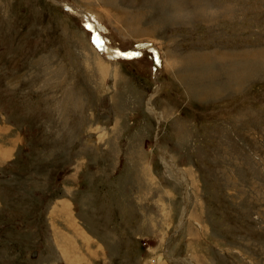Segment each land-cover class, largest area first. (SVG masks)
I'll return each instance as SVG.
<instances>
[{
  "label": "rangeland",
  "instance_id": "374dc122",
  "mask_svg": "<svg viewBox=\"0 0 264 264\" xmlns=\"http://www.w3.org/2000/svg\"><path fill=\"white\" fill-rule=\"evenodd\" d=\"M57 1L0 0V264H264V0Z\"/></svg>",
  "mask_w": 264,
  "mask_h": 264
},
{
  "label": "water",
  "instance_id": "95a60500",
  "mask_svg": "<svg viewBox=\"0 0 264 264\" xmlns=\"http://www.w3.org/2000/svg\"><path fill=\"white\" fill-rule=\"evenodd\" d=\"M58 3H60V1H57ZM62 6L67 7L68 10L74 12L75 14H79L75 11H73L71 9V5L70 4H66L65 2L61 3ZM81 16H83L85 18L86 21H88L91 25H92V32H93V37H91V41L94 43V45L96 46V49L103 55H109V57L111 58H115V57H129V56H133V54H135L136 52L140 51L142 48H150V44L146 41L137 43L135 45H133L132 47H130L129 49H127L125 52H105L106 50L104 49V45H100V43H98V28H97V24L94 20V18L92 17V15L86 11H81ZM79 14V15H80ZM152 49V48H151ZM155 53V66H153V78L155 79L156 77V72L158 71V66H159V54L157 53V50L154 48L152 49ZM157 63V64H156Z\"/></svg>",
  "mask_w": 264,
  "mask_h": 264
},
{
  "label": "crops",
  "instance_id": "0c3cea01",
  "mask_svg": "<svg viewBox=\"0 0 264 264\" xmlns=\"http://www.w3.org/2000/svg\"><path fill=\"white\" fill-rule=\"evenodd\" d=\"M13 135H18V134L17 133H11V131H10L9 136H7L8 138L5 141L0 142V158L1 157L2 158L9 157L10 150L8 149V147H10V146L13 147L15 145L16 139H17V136L13 139ZM4 142H6V143H4ZM79 233H81V230L79 231ZM57 247L59 250H62V247L60 245H58ZM63 249H64V245H63Z\"/></svg>",
  "mask_w": 264,
  "mask_h": 264
},
{
  "label": "bare ground",
  "instance_id": "6f19581e",
  "mask_svg": "<svg viewBox=\"0 0 264 264\" xmlns=\"http://www.w3.org/2000/svg\"><path fill=\"white\" fill-rule=\"evenodd\" d=\"M74 7H72V9H73ZM115 58H117V57H115ZM95 65V64H94ZM108 69V68H107ZM98 70L99 71H103V70H105L104 72H107L106 71V67L104 66V64L100 61V60H98ZM104 74V73H103ZM10 128V127H9ZM2 150V149H1ZM174 165V164H173ZM184 174V173H183ZM184 177H186V176H184ZM183 177V178H184ZM64 203H65V201H64ZM84 238V237H83ZM89 241V240H88ZM81 257V256H80Z\"/></svg>",
  "mask_w": 264,
  "mask_h": 264
},
{
  "label": "trees",
  "instance_id": "16d2710c",
  "mask_svg": "<svg viewBox=\"0 0 264 264\" xmlns=\"http://www.w3.org/2000/svg\"><path fill=\"white\" fill-rule=\"evenodd\" d=\"M1 245V244H0Z\"/></svg>",
  "mask_w": 264,
  "mask_h": 264
}]
</instances>
